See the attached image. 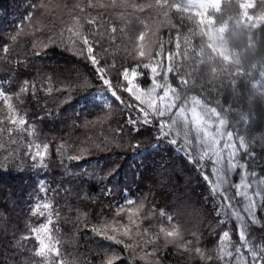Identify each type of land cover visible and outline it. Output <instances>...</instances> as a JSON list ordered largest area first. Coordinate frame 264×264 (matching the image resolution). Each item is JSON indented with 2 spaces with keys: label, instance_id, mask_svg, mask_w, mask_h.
<instances>
[{
  "label": "trees",
  "instance_id": "1",
  "mask_svg": "<svg viewBox=\"0 0 264 264\" xmlns=\"http://www.w3.org/2000/svg\"><path fill=\"white\" fill-rule=\"evenodd\" d=\"M254 2L0 0V46L9 48L0 52V83L14 105L23 80L36 85L17 105V118L28 122L21 127L9 122L0 100V259L17 264L18 239L25 246L21 251L28 252L23 264H208L195 247L220 254L215 237L239 223L235 213L245 215L244 201L234 198L235 207L229 208L223 200L235 189L219 184L208 158L200 160L203 146L195 127L207 124L219 133L217 148L231 135L239 163L255 171L257 180L264 178V0H256V9ZM93 17L96 23L89 24ZM84 37L111 81L107 91L86 59ZM147 42L148 50L142 49ZM144 64L157 67L158 83L167 80L176 107L163 117L149 110L151 125L135 133L127 120L142 119L147 103L124 91L121 73L135 70L133 83L147 93L153 74ZM163 90L154 94L158 103ZM180 107L187 110L189 127L178 124L166 135L158 133ZM30 128L36 130L32 135L24 131ZM241 139L251 156L239 149ZM36 144L49 145L41 163L31 159ZM243 174L237 168L226 179L234 184ZM41 178L46 194L38 190ZM217 184L220 191H210ZM257 200L264 204V193ZM44 203L51 208L40 207L43 216L31 215L30 207ZM48 218L51 243L60 255L37 257L36 241L22 237ZM222 219L227 226L219 223ZM161 228L178 230L180 237H166ZM252 231L259 236L262 230ZM231 236L238 241L234 231ZM184 241L192 242L189 251L181 247ZM225 247L232 250L231 244ZM241 247L239 257L233 253L217 264H249L250 255Z\"/></svg>",
  "mask_w": 264,
  "mask_h": 264
},
{
  "label": "snow or ice",
  "instance_id": "2",
  "mask_svg": "<svg viewBox=\"0 0 264 264\" xmlns=\"http://www.w3.org/2000/svg\"><path fill=\"white\" fill-rule=\"evenodd\" d=\"M261 3V0H259V4ZM259 4L255 2L251 5L253 9L258 8ZM90 7L93 5L90 3ZM81 12H83V9H80ZM89 24H95L96 19L95 17L88 20ZM69 32L72 31V29L68 30ZM115 31V29H113ZM75 35L79 36V33H76ZM143 37H138L139 40H141ZM83 44L87 46V55L86 59L89 61V63L92 65L93 69L95 70L96 74L101 78L102 83L106 86L107 89L112 88L111 81L105 78V69L103 67H100V60L97 58L96 55H93L94 49L90 45L89 40L87 37L83 38ZM0 52L7 53L9 52V48L7 45L0 46ZM83 54V53H82ZM139 56L144 57V53L140 50ZM39 55V53H37ZM143 67L145 69L150 68L151 73L153 74V77L151 79L152 88L147 92H141L139 86L136 83H133L137 80V72L135 70L131 71V74H129L128 70H125L121 73V78L126 82V87H124V91L128 92L129 94H132L135 96V99L139 101L141 104L147 103V109H141V112L143 113L142 119H137L136 117H131L127 120V123L132 126V131L135 133H140L142 129L147 128L149 125H151L152 121L149 119V110L151 112L156 113L157 115L163 117L168 112H170L174 106L171 96L169 93L171 92V89L166 87L167 80H164V84L158 83L155 80V76L159 75L158 69L156 66H151L148 64H144ZM36 85L30 84L29 80L25 79L23 80L22 84L19 86V88L15 91L14 95L16 96L17 103L14 105L12 103V94H9L7 89L4 88L3 84L0 83V100H3L7 110L10 114L9 122L11 124L16 125L17 127H21L28 123L23 116H20V118H17V115L19 113V108L17 105H22L24 103V95L29 94L32 89H35ZM163 88V94L159 96L157 102V99L154 98V94L156 93L157 89ZM111 96L114 98L115 101H120L121 97L117 95L116 90H112L110 92ZM147 95L150 99L145 100L144 97ZM172 95H175L174 92H172ZM107 103V101H105ZM186 109L179 108V111L175 113V119H172L170 124H160L157 128L158 133H165V130L169 127L177 126L178 124L183 128L187 129L189 127V117L186 115ZM198 120L199 117H196ZM191 122L194 123L193 117L191 116ZM24 131H27L29 135H32L35 133V128L30 129H24ZM196 132V140L199 145L203 146L202 155H200V160H203L205 158H208L210 162L212 163L213 167L211 168L212 173L217 174L219 179V184H224L227 187H231L235 189V192L233 196L229 197L227 195L223 196V200L228 205L229 208H234L235 206L231 204L232 199L234 198H243L244 204H243V212L245 213L247 220H245V215H241L240 212L235 213L236 220L239 221L238 224H234L232 228L228 230H222V234L217 233L215 237V248H219L220 254L214 253L212 250H206L202 247H195L194 252L203 260L207 261L208 264H217L218 260H224L230 257H233V253L236 254L237 257H239L242 253V247L243 249H246V252L248 255H250L251 260L249 261V264L251 262H255V264H261V258H264V214H259V211L261 208H264V204H261L258 202L257 198L264 193V178L257 180L256 176L257 174L255 171L248 172L246 169V164H241L236 159L238 149L235 143H233V138L231 135L228 136L227 140L224 143L223 148H217V145L220 143V135L219 133H213L210 130H208L207 124H197L195 127ZM201 133L203 134L201 136ZM187 132H184V135L187 136ZM166 135V133H165ZM171 143L175 144L177 141L173 139ZM192 142L189 141V144ZM28 151L31 152L32 145L29 144ZM36 151L34 154L31 155V159L36 163H41L44 161L45 157L48 155V144H36L35 145ZM239 149H243L245 153L248 156H251L252 153L248 150L249 145L245 143L243 139L239 141ZM192 153H190L191 155ZM226 161V165H225ZM194 164L199 163L198 160L193 159V161H190ZM224 165L222 168L221 166ZM239 168L241 170H244V174L241 176V179L239 182L234 184H229L226 177L230 174L236 171V169ZM221 172L223 174L221 175ZM249 176H251L253 179L249 180ZM205 180L207 181V175H205ZM219 184L215 185L210 189L212 192H219ZM252 189V193L250 194L249 190ZM38 190L44 194H46L49 189L47 185L45 184L43 178H41L40 181H38ZM227 189H225L226 191ZM128 204H133L134 201L127 200ZM40 207H43L44 209H50L51 205L49 203H44L42 206L37 204L33 207L29 208V212L31 215L35 216L39 213V215L43 216L44 213L40 212ZM219 205H217V211L216 214L220 215L219 212ZM131 212V210H129ZM117 215H119V212H117ZM168 220H172V217L169 216ZM219 223H222L224 225H228L227 219H222L219 221ZM52 224L51 218H48L47 224L42 225L41 227H35L31 229V236H24L22 237L23 240L32 239L36 241L37 247L33 249V253L37 257H45L49 253H53L55 256H59V250L58 248L51 243V236L49 235L51 229L50 225ZM258 227L262 231L260 232V235L257 236L255 232L252 231L253 228ZM161 233H164L166 237H174L178 238L180 237V233L178 230H172L168 231L165 228L160 229ZM234 231L235 235L238 237V241L233 242L231 233ZM127 231L125 232V235H127ZM46 240L48 242H46ZM191 241H184L181 245L184 251H189V246L191 245ZM231 244L232 250L228 251L226 249V245ZM18 247L14 248L15 252H18L19 255L16 257L17 264H23V259L28 256L27 250L21 251V249H24L25 246L23 243L20 242V240H17ZM3 255V254H2ZM0 255V257H2ZM0 264H6V262L3 259H0ZM57 264H63L62 261H57ZM109 264H112L111 261H109Z\"/></svg>",
  "mask_w": 264,
  "mask_h": 264
},
{
  "label": "rangeland",
  "instance_id": "3",
  "mask_svg": "<svg viewBox=\"0 0 264 264\" xmlns=\"http://www.w3.org/2000/svg\"><path fill=\"white\" fill-rule=\"evenodd\" d=\"M144 48H146L148 50V48H149L148 42L143 45L142 49H144ZM183 214L184 213H181V216H183Z\"/></svg>",
  "mask_w": 264,
  "mask_h": 264
}]
</instances>
